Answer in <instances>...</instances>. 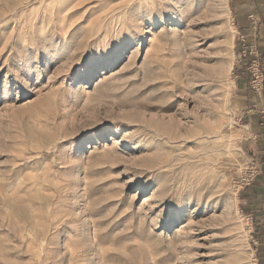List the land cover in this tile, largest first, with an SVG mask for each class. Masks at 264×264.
Wrapping results in <instances>:
<instances>
[{"label": "rangeland", "instance_id": "rangeland-1", "mask_svg": "<svg viewBox=\"0 0 264 264\" xmlns=\"http://www.w3.org/2000/svg\"><path fill=\"white\" fill-rule=\"evenodd\" d=\"M238 49L230 0H0V264H256Z\"/></svg>", "mask_w": 264, "mask_h": 264}, {"label": "crops", "instance_id": "crops-1", "mask_svg": "<svg viewBox=\"0 0 264 264\" xmlns=\"http://www.w3.org/2000/svg\"><path fill=\"white\" fill-rule=\"evenodd\" d=\"M233 6L237 31L245 34L250 44H255L260 51V62L264 71V0H230ZM256 25V26H255ZM249 58L237 62L236 82L234 89L235 109L239 122L252 138L254 148L249 152L247 168L238 170L237 178L249 170V163L255 160L260 174L247 186L241 189V204L245 216L253 223L255 236L256 264H264V126L255 104H264V93L258 94L249 85L247 68ZM241 172V173H240Z\"/></svg>", "mask_w": 264, "mask_h": 264}, {"label": "built area", "instance_id": "built-area-1", "mask_svg": "<svg viewBox=\"0 0 264 264\" xmlns=\"http://www.w3.org/2000/svg\"><path fill=\"white\" fill-rule=\"evenodd\" d=\"M238 42L239 57L237 62H243L244 59L249 58L247 64L249 72V85L252 90L262 95L264 93V71L260 62L259 48L255 44H250L245 34L238 33ZM252 108L258 111L261 118V124L264 126V104H255ZM248 165L249 170L246 171L245 174L241 175L237 180V183L239 184V191L249 185L260 174V168L255 160H252Z\"/></svg>", "mask_w": 264, "mask_h": 264}, {"label": "bare ground", "instance_id": "bare-ground-1", "mask_svg": "<svg viewBox=\"0 0 264 264\" xmlns=\"http://www.w3.org/2000/svg\"><path fill=\"white\" fill-rule=\"evenodd\" d=\"M227 12H228V14L230 15V17H231V12H230V9L228 8L227 9ZM232 26V25H231ZM237 28V27H236ZM234 30H232V32H233ZM232 69V66H230V70ZM237 196V195H236ZM243 216V215H242ZM247 219H250V218H248L247 216H245ZM248 224H250V222H249V220H248V222H247Z\"/></svg>", "mask_w": 264, "mask_h": 264}]
</instances>
